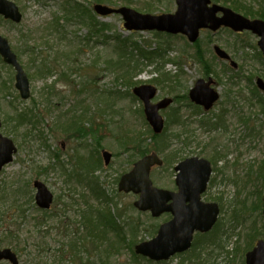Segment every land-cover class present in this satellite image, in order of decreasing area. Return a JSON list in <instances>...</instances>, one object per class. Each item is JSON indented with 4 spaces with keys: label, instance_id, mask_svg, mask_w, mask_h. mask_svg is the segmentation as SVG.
<instances>
[{
    "label": "rangeland",
    "instance_id": "obj_1",
    "mask_svg": "<svg viewBox=\"0 0 264 264\" xmlns=\"http://www.w3.org/2000/svg\"><path fill=\"white\" fill-rule=\"evenodd\" d=\"M11 1L18 5L23 19L17 24L0 16V34L8 39L28 74L31 97L27 100L20 97L15 87L14 68L0 57L2 133L17 147L14 160L0 172V248L8 247L16 252L20 264H77L72 260L74 250L69 243L73 239L81 240L83 235L80 216L85 209L82 206L85 195L94 209L107 207L120 215L125 228L132 224L133 233L131 231L132 235L127 237L135 232V244L152 239L169 215L153 218L150 212L139 211L134 207L138 196L118 189L120 176L131 170L141 151L148 147L171 162L151 172L154 184L160 188L175 190L173 167L180 157L199 155L212 163L213 173L202 199L219 204V223L224 234L221 246L213 248L206 263L243 264L246 252L259 239H264L261 213L264 114L254 90L255 78L264 79V63L257 45L259 38L248 31L238 34L222 28L215 33L202 31L194 45L182 35L168 37L164 34L157 38L153 31H129L124 28L120 15L111 14L98 16L106 28L109 27L105 31L108 39L98 40L92 28L75 19L60 22L66 31L61 39L52 26L61 16L64 0ZM75 1L90 8L99 3ZM233 1L241 3L247 13L263 14L264 10L255 0ZM99 4L114 8L126 6L140 13L157 15L176 9L175 0H107ZM148 8L153 11L146 12ZM246 16L253 18L250 14ZM119 34L120 38L139 42L147 50L159 51L167 40L172 63L164 66L162 72L158 71L156 63H148L141 51H132L128 43L132 54L129 63H138L140 69L132 71L128 78L133 85H129L128 80L121 77L125 64L117 62L119 55L114 45L115 35ZM214 45L224 49L238 68L220 60L214 53ZM198 55L202 56V61ZM161 60L164 61L157 59L159 63ZM38 72L46 73L41 76ZM166 72L173 78L179 74L180 81L160 80L167 77ZM208 77L215 81L220 100L212 110L203 113L202 109L189 106L188 95L199 78ZM142 83L158 87L155 101L168 96L175 99L174 104L162 111L166 126L169 123L170 127L157 140L149 134L150 126L141 101L132 95L133 87ZM31 110L36 129L31 126L33 120L16 128L12 117L20 111ZM84 112L83 120L79 119L78 115ZM176 116L181 118L178 122L174 120ZM72 119L80 122L79 129H67ZM124 146L127 150H123ZM103 149L109 150L113 157L108 166L103 164L94 175L112 198L109 202L90 197V185L84 177L78 176L82 173L79 157L96 161ZM176 152L178 157H174ZM36 179L43 181L55 197L48 217L38 212L34 198L31 202L29 197L34 196L32 183ZM56 213L61 215L63 224L59 223L61 219ZM80 245L81 255L90 256V261L96 258V247L91 242ZM188 253L164 264H181ZM135 256V251L126 245L111 256L109 263L131 264ZM137 263L151 264L143 259ZM0 264L11 263L2 261ZM184 264L196 262L187 260Z\"/></svg>",
    "mask_w": 264,
    "mask_h": 264
},
{
    "label": "water",
    "instance_id": "obj_2",
    "mask_svg": "<svg viewBox=\"0 0 264 264\" xmlns=\"http://www.w3.org/2000/svg\"><path fill=\"white\" fill-rule=\"evenodd\" d=\"M177 9L174 13L160 15L142 14L132 8H119L104 4H95L94 10L102 15L112 13L121 14L125 20L124 26L128 30H159L172 34H184L191 42H196L201 29L217 31L222 26L230 27L235 31L250 30L259 36L258 45L264 56V20L247 18L228 7L212 4L211 0H176ZM222 12V15H218ZM0 14L14 22L22 20L19 7L10 0H0ZM215 52L220 58L228 59V53L219 46ZM0 55L5 63L15 68L16 83L23 99L30 96L29 79L16 53L12 50L7 38L0 35ZM234 67L237 66L232 62ZM214 80L200 78L190 90V99L202 105L206 110L212 108L219 99V92L212 87ZM258 87L264 91V80L257 79ZM133 92L144 103V112L154 132L159 134L164 128V119L159 110L168 107L172 98H164L158 103H152L157 94L153 85L137 86ZM0 120V129H1ZM17 151L14 142L0 132V171L2 167L13 160ZM105 163L109 164L111 153L103 152ZM163 161L157 154L152 153L142 157L133 169L124 174L119 182V189L125 192L140 194L135 206L141 211L150 210L157 217L163 212H171L173 218L162 224L157 235L151 240L143 241L135 246L138 254L149 257L151 260H168L171 256L188 250L196 231L207 232L213 228L219 215V206L216 203L203 202L202 193L206 190L211 174L210 162L204 158L191 157L180 162L175 170L178 171L176 183L178 192L160 189L153 185L150 170L154 165H161ZM37 188L36 201L42 208H49L53 195L41 181H35ZM264 200V199H263ZM264 216V201H263ZM264 223V220H263ZM9 260L12 264H19L18 257L10 248L0 249V261ZM246 264H264V239L246 254Z\"/></svg>",
    "mask_w": 264,
    "mask_h": 264
},
{
    "label": "trees",
    "instance_id": "obj_3",
    "mask_svg": "<svg viewBox=\"0 0 264 264\" xmlns=\"http://www.w3.org/2000/svg\"><path fill=\"white\" fill-rule=\"evenodd\" d=\"M102 1H107V0H96V2H99V3ZM212 1L231 6L237 9L238 11L240 10L245 11V9L243 8L244 6L241 3H237V1H233V0H212ZM254 2H256L259 5V7H261L264 10V0H255ZM61 11H60L61 16L57 17V20L55 22L56 25L52 26L54 27L53 31H55L58 34L59 38L63 39L64 35L66 34L64 25H61L60 22L66 21V23H68L69 21H72L74 19L83 23L87 27L92 28L93 32L96 34V37H99L98 40L102 39L104 41L109 38V35H107V33L105 34V31L109 30V27L106 28L107 25L98 19V15L93 12L92 8L88 6H84L75 0H67V1L64 0L61 5ZM152 11H153V8L146 9V12H152ZM243 14L245 15L250 14L253 17L264 18V11H263V14L262 15L259 14V16L255 15L254 13H251V11L250 13H247V11H245V13L243 12ZM88 22H92V25L88 24ZM162 35H164V33L154 32V36L157 38ZM120 36H121L120 34L115 35V45L114 46H115V49H117V53L119 55L117 62L118 64L120 63L122 65L125 64L126 68L122 72L121 77H124L126 80H128L129 85L131 86L133 85V83L128 77L132 74V71L136 72V71H139L140 69H139L138 63L135 65H130L129 63V57L130 55H132L131 52L129 51L130 46L132 47V51L134 50L137 52L141 51V53L143 54L142 56L146 57V60L148 63L149 62L150 64L156 63V67L159 66L158 69H156L158 71L162 72L163 71L162 69L164 68L166 62L171 60L169 59V55H168V51H169L168 48L170 49L171 46L167 40H164L165 42L164 47H162V49H160L159 51H156L154 49L147 50L139 42H129L130 39L120 38ZM166 36L173 37L172 35H166ZM128 43L130 46L128 45ZM165 56H167L168 59H165ZM198 57L201 61L203 60L201 55H198ZM158 58H163L164 61L161 60V62L159 63V61H157ZM43 66L47 67L46 64H43ZM41 71H44V68H42ZM38 73L41 76H44L45 74L43 73H46V72H38ZM165 75H167V77L160 79V80L180 81L179 74H176L175 78H173L174 76L171 75L170 72L169 73L166 72ZM254 90L256 91V94L258 95L257 100L261 107L260 110L262 111V114H264V96L259 94L256 88ZM29 112L20 111L17 113L16 111L17 114H15L14 118L12 117V120L16 122V125H15L16 128L22 127L26 125L29 121L33 120V124H31V126H33L36 129L37 124H36V120L34 119L35 118L34 113H33L34 111L31 110ZM84 115H86L85 112L78 115V118L83 120L82 116ZM180 119L181 118H177L176 116L174 120L178 121ZM79 124L80 122H78L75 119H72L70 120L69 124L66 125V127L68 130H74V128L79 129ZM207 126L210 127L211 123H208ZM169 127H170V124L168 123V129ZM168 129L167 130L165 129V131L161 135H155L151 129H148V130H149V134L151 138L153 140H157L161 138L163 134L166 131H168ZM123 150H127V148L124 146ZM150 151L151 149L149 150L147 147L143 151H141V154L148 153ZM178 152H181V151H178ZM174 154H175L174 157L179 156L178 155L179 153L177 152ZM79 160H80V166H81L80 169L82 173L81 174L78 173V174L81 175L82 178L84 177L85 182H87L88 185H90L91 187L90 197L96 200H99L101 202H103L106 199H107V202L112 200V198H109L107 196L106 191L101 187V185L99 184V181L95 179L96 177L94 175L95 171L97 169L99 170L100 168H102V165H103L101 158H98L96 161H91V159H86V158L84 159L82 156H80ZM166 162H167V165H169L170 161L166 159ZM21 189L24 190V188H21ZM30 199H32L31 195H30ZM83 200L84 201L82 203V206H84L85 209H84V213H82L80 216V223L82 225L83 235L81 237V240L73 239L69 243L70 248L74 250L73 255L71 256L72 260L76 261L77 264H110L109 259L111 258V256L118 254L123 246H126V245L129 246L130 250L134 252L133 246L136 243L135 241L136 233L134 232L133 236L129 238L127 237V236H130V234L132 235L133 233L132 224H128L127 227L125 228V226L121 223L120 215L112 212V209H109V208L107 209V207L105 209L103 206L101 208L96 207V209H94V205L90 203L89 198L86 195L83 196ZM260 205L261 203L259 204V208H260ZM38 212L44 217L49 216V213L47 211L38 210ZM57 216L59 219H61L59 223L63 224V220L62 218H60L61 215H57ZM223 234H224V230L220 223H218L217 226L214 228V230L210 231L209 233L198 234L195 238L192 249L188 253V256H186L184 260L181 261V264H184V262L187 260H193L196 262V264H207L206 262L208 261V256L210 254H213L214 249L221 246ZM127 241H130V243H128ZM88 242H91L92 245L96 247V251L94 252L96 253L97 259L95 258L90 261L91 259L90 256L86 257V256L81 255L80 248L82 245L80 244H85ZM211 247H212V250H211ZM204 255H206V257H204ZM140 259H143L147 261L148 263L154 264V262L146 258H143L141 256H138V255L135 256V260H134L135 262L131 264H138L137 260H140ZM164 263L166 262L156 263V264H164Z\"/></svg>",
    "mask_w": 264,
    "mask_h": 264
},
{
    "label": "flooded vegetation",
    "instance_id": "obj_4",
    "mask_svg": "<svg viewBox=\"0 0 264 264\" xmlns=\"http://www.w3.org/2000/svg\"><path fill=\"white\" fill-rule=\"evenodd\" d=\"M225 62H227V63H229L228 61H226L225 60ZM257 77H259V76H257ZM255 87H256V89L258 90V91H260V89L257 87V85L255 84ZM264 94V93H263ZM155 101V100H154ZM218 103V102H217ZM216 103V104H217ZM196 105V104H195ZM198 107H196L195 109H203L202 108V106H200V105H197ZM186 157H188V156H186ZM186 157H184V158H182V157H180L181 159H185ZM176 176H177V172L175 171V178H176ZM173 191H175V192H178L179 191V189H178V186H177V184H176V181H175V190H173Z\"/></svg>",
    "mask_w": 264,
    "mask_h": 264
}]
</instances>
